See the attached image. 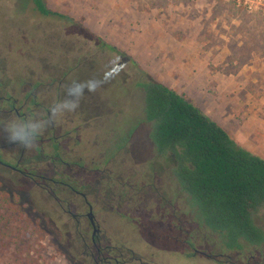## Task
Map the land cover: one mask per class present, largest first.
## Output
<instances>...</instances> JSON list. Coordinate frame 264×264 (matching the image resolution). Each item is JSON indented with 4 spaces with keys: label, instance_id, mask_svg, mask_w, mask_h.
<instances>
[{
    "label": "rangeland",
    "instance_id": "374dc122",
    "mask_svg": "<svg viewBox=\"0 0 264 264\" xmlns=\"http://www.w3.org/2000/svg\"><path fill=\"white\" fill-rule=\"evenodd\" d=\"M45 2L119 50H111L80 24L42 16L32 0H0L4 90L20 99V105L23 91L32 89L30 100L34 97L41 105L38 114L47 117L45 110H50L46 122L39 121V131L46 136L53 128L55 135H63L68 160H81L86 167H93L96 160L115 178L116 192L122 189L120 183L130 181L131 186L124 188L127 196L116 204L119 209L106 203L107 210L102 211L94 193L101 185L99 171L84 172L85 189L112 241L126 240L137 253H152L163 264H222L192 255L193 247L177 241L186 232L171 223L172 210L187 221L184 230H195L196 248L221 245L216 233L197 228L185 193L170 170L171 162L157 154L138 83L145 78L142 69L148 71L191 99L239 144L264 157V0ZM113 66L119 74L94 92L85 88L73 109L79 98L72 94L77 85L102 81ZM37 83L41 84L34 89ZM33 115L28 118L31 128L38 124ZM22 129L16 115L0 114V145L13 141ZM105 158L109 160L100 164ZM0 182L16 191L32 212L27 221L30 235L23 241L40 264H87L81 243L74 241V221L59 212L51 197L38 193L34 181L2 169ZM160 196L165 199L159 201ZM71 197L76 202L73 211L77 206L87 211L81 197ZM165 211L169 218L164 219ZM136 215L143 216L147 228L140 219L133 220ZM254 216L264 228V207ZM20 224L24 225L23 219ZM0 264L15 263L4 254Z\"/></svg>",
    "mask_w": 264,
    "mask_h": 264
},
{
    "label": "trees",
    "instance_id": "16d2710c",
    "mask_svg": "<svg viewBox=\"0 0 264 264\" xmlns=\"http://www.w3.org/2000/svg\"><path fill=\"white\" fill-rule=\"evenodd\" d=\"M32 2L42 16L80 24L118 52L115 45L74 17L48 7L45 0ZM142 70L145 78L138 84L144 91L145 120L151 123L149 137L157 154L171 162L170 170L196 222L216 233L226 249L263 242L264 230L254 215L264 207V157L239 144L184 94ZM31 214L23 198L0 182V256L9 254L15 264H40L23 241L30 235Z\"/></svg>",
    "mask_w": 264,
    "mask_h": 264
},
{
    "label": "flooded vegetation",
    "instance_id": "af4514ba",
    "mask_svg": "<svg viewBox=\"0 0 264 264\" xmlns=\"http://www.w3.org/2000/svg\"><path fill=\"white\" fill-rule=\"evenodd\" d=\"M39 84L41 83L33 85V88L36 89ZM5 88L6 86L0 84V114L8 117L16 115L18 123L20 126H24V129L16 133L13 141L0 145V169L3 172L34 181L38 193L51 197L60 213H67L71 216L75 229L74 241L81 243L84 260L87 264H163L155 259L152 253L147 251L137 253L135 248L126 240L114 239L112 241L107 236L102 227L104 219H99V211H95V203L89 197L91 193L85 189L84 183L87 178L84 172L99 171L101 185L94 193L98 197L97 201L100 203L102 211L107 210L105 208L106 203L111 204L113 209H119L116 204L119 205L121 199L127 196L128 192L124 188L131 186L130 181L120 183L122 189L116 192L114 188L117 185L112 184L115 182V178L109 174L110 171L106 173L99 162L94 160L93 167H86L81 160L75 162L68 160L63 151L65 148L64 138H61L63 135H55L53 128L46 136L39 131V121H44L50 114L48 107L45 110L46 113H49L47 117L38 114L41 111V105L34 97L30 100L32 89L23 91L22 103L18 105L20 99L9 95L8 91L4 90ZM5 102L7 103L5 104ZM32 112L36 122L38 121L36 127L33 128L30 127L28 120ZM23 140L31 141V146L25 147L22 144ZM108 160L109 158H105L100 161V164ZM116 181L120 182V180ZM136 191L139 192V190ZM72 195L83 199V208L86 207L87 211H80L78 206L74 207L75 211L72 210L76 203L71 197ZM159 199V201H163L165 197L160 196ZM168 214L165 211L164 219L169 218ZM170 216L174 227L180 230L182 234L183 231L186 232L177 241L179 240L181 244L187 245L189 248L193 247L192 255L199 254L206 259L219 261L222 264H264V241L260 244L245 243L242 248L235 249H226L222 245L218 249L212 247L211 249L196 248V243L192 240L196 236H194L195 230H184V222L187 221L181 220L174 210ZM130 217L123 216L127 219H131ZM134 219H140L142 227L147 228L148 224L142 215H136ZM254 221L261 227L255 216ZM196 226L198 229L201 228L198 222H196ZM261 228L264 230L263 227ZM223 257L226 259L223 260Z\"/></svg>",
    "mask_w": 264,
    "mask_h": 264
},
{
    "label": "clouds",
    "instance_id": "9594fccd",
    "mask_svg": "<svg viewBox=\"0 0 264 264\" xmlns=\"http://www.w3.org/2000/svg\"><path fill=\"white\" fill-rule=\"evenodd\" d=\"M119 69L115 68L114 66L112 68H110L108 71H106L104 73V78L103 80H89V81H86V82H83V83H80L77 85L76 87V90L75 92H73L72 94L74 95H78V99L77 101L73 104V109H75L76 107L79 106V99L83 96V92H84V89L87 88L88 91L90 92H94L96 91V89L102 84V83H105L107 82L109 79H111L112 77H114L115 75H118L119 74ZM22 144L25 146V147H29L31 146V141H28V140H23L22 141Z\"/></svg>",
    "mask_w": 264,
    "mask_h": 264
}]
</instances>
